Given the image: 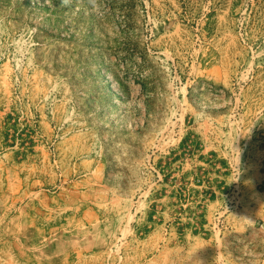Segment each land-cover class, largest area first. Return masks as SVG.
<instances>
[{
	"label": "rangeland",
	"instance_id": "1",
	"mask_svg": "<svg viewBox=\"0 0 264 264\" xmlns=\"http://www.w3.org/2000/svg\"><path fill=\"white\" fill-rule=\"evenodd\" d=\"M0 264H264V0H0Z\"/></svg>",
	"mask_w": 264,
	"mask_h": 264
}]
</instances>
